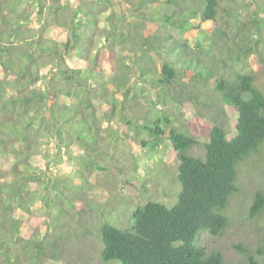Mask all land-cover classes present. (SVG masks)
Listing matches in <instances>:
<instances>
[{
  "label": "trees",
  "instance_id": "1",
  "mask_svg": "<svg viewBox=\"0 0 264 264\" xmlns=\"http://www.w3.org/2000/svg\"><path fill=\"white\" fill-rule=\"evenodd\" d=\"M24 1L31 0H0V264H226L196 240L225 233L238 168L263 152L264 93L252 60L264 65V0H139L138 20L105 18L103 46L94 45L96 29L83 30L98 28L91 9L73 6L62 16V0H33L37 12L22 9ZM45 15L68 32L65 41L46 36ZM211 25L204 42L198 33ZM96 101L122 116L124 136L142 151L170 141L179 162L174 206L148 199L131 210L134 222L131 215L119 225L107 217V202L90 199L93 190L119 184H93L95 172L122 173L103 165L110 154ZM187 107L194 121L185 119ZM37 157L47 170L66 160L79 168L64 187L38 168ZM38 201L51 213L44 229L33 215ZM263 214L264 189L250 217ZM66 215H101L98 232L86 223L74 229ZM69 236L82 250L71 249ZM237 248L241 264H264V245L254 253Z\"/></svg>",
  "mask_w": 264,
  "mask_h": 264
},
{
  "label": "rangeland",
  "instance_id": "2",
  "mask_svg": "<svg viewBox=\"0 0 264 264\" xmlns=\"http://www.w3.org/2000/svg\"><path fill=\"white\" fill-rule=\"evenodd\" d=\"M110 1V5L106 6L105 4H101L100 0H62L60 14L62 16H67L73 6H82L87 10L91 9L97 15L98 28L94 26L91 27L90 25V29L83 28V30L88 33L91 32V29H96V32L93 34L95 36L94 45L103 46L105 39L101 36L100 30L107 26L105 18L109 16L113 17L114 21H117L118 18L125 17L128 21L132 22L138 20V16L142 13L139 0ZM34 4L35 2L33 0L24 1L22 9L28 11L36 10L37 12V8ZM158 7L159 5L155 4L152 8ZM151 10L145 11L148 13ZM41 19L43 20H41L42 23L47 27V37L58 41H65L67 39L68 32L59 28L60 26H58L56 21L51 19V17L49 18L48 15H45L42 16ZM42 23L39 22L37 24L36 22L33 24L38 27V25ZM196 24L199 23L197 22ZM153 28L154 26L150 25L149 29ZM211 30L212 25L209 27L203 26V30L198 33V36L203 34L201 40L207 42L209 40L208 33H210ZM196 39L195 37L192 39L191 43L193 45ZM68 63L74 68L79 66L71 60ZM252 66L255 72L259 74L258 86L264 93V65L253 58ZM113 70L114 66L110 64L106 66V72L110 73ZM0 77H2L1 71ZM103 84L104 80L96 82L95 84L93 83L94 86H102ZM62 100H64V98ZM95 104L103 118L102 147L107 154H110V157L108 156V158H105L103 161V165L111 167L117 166L120 171L122 170V173L112 174L109 172H95L90 178L93 184L99 179L112 181L115 178L118 179L119 184H114V186L110 188V192L105 191V189L102 190V188L93 190V193L90 194V199L99 204L107 202L106 204L110 206L107 207V217L119 225L130 223L131 215L135 212L131 213L133 207L136 204H145L148 199L162 203L168 208L174 206L177 203L178 193L180 191V184L178 182L179 162L173 153L174 149L170 141L164 138L159 144L157 151L144 152L138 144L130 141L127 135L124 136L127 127L119 113H110V107L105 103L96 101ZM190 106L192 107V105ZM188 107L186 108L185 119L187 121H194L195 116H193V110ZM124 115L128 116V113L124 112ZM199 122L201 125L209 123L208 121ZM128 134H130L129 130ZM198 139L200 142H206L205 137L200 136ZM262 149L263 152L261 154L253 156L238 168L237 186L239 192L230 197V204L228 203L227 206L228 209L226 208V212L224 211L223 213L229 220V226L225 233L222 236L214 237L205 232L200 238L198 236L196 240V243L199 242L207 248L208 253H220L226 264H241L246 261L245 255L238 250L237 246L247 247L250 253H254L259 246L264 245V214L257 218L250 217V207L254 195L258 190L264 189V147ZM198 152L203 154L204 149L200 147ZM65 159L68 158L65 157ZM35 164H39L38 168L40 170H47L46 164L39 157L35 158ZM78 168V164L66 160L65 163L58 164L57 166L51 165L47 173L54 179L59 180L62 186L66 187L67 179H69V177L72 179ZM49 170L52 172H49ZM80 184L81 181H74V184L70 185H74L75 188V186H79ZM32 210L37 220L36 224L44 229L43 221L50 217V210L40 201L32 205ZM100 216L92 215V218L88 217L86 220H80L74 215H66L63 221L66 224L72 225L74 229L78 228L80 230L85 227L82 223H86L92 227V232H98L94 226L95 223H100ZM132 222H134L133 215ZM74 239L77 240L78 238L69 236L71 249L76 251L82 250V246L78 241L77 244L73 243ZM103 264H121V262L111 261L103 262Z\"/></svg>",
  "mask_w": 264,
  "mask_h": 264
}]
</instances>
